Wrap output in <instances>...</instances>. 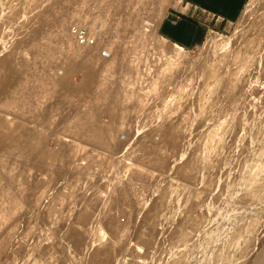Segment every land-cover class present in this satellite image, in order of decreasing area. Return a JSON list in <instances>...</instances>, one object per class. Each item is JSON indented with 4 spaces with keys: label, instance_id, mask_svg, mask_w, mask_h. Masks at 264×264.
Listing matches in <instances>:
<instances>
[{
    "label": "rangeland",
    "instance_id": "obj_1",
    "mask_svg": "<svg viewBox=\"0 0 264 264\" xmlns=\"http://www.w3.org/2000/svg\"><path fill=\"white\" fill-rule=\"evenodd\" d=\"M171 1L172 0H0V55L5 54V56H0V58L2 57L0 61H9L5 63L2 62L3 64L0 62V79L3 80V78L5 79L10 75V79L11 77L13 78V81H11L15 84L14 85L10 82V85L12 83L13 86L9 85L6 88L8 91H6V89L3 90L4 92L6 91V94L3 93L2 95V92H0V147L2 146L0 150V172H2L0 173V229L2 227L4 228L0 230V236L2 237H0V264H80L81 262V264H98V262L99 264H264L262 258L264 251V0H248L241 17L233 25L228 34L211 35L207 38L205 44L197 49L189 51H183L166 43L158 36L157 31L152 27L159 17L158 13L160 9L164 6L167 9ZM39 10L42 11L40 12ZM32 14L34 18L32 17ZM40 20H43V23ZM84 21H87V23L94 28L88 29L90 35L95 32L96 34L103 35L107 42L103 40L98 41L103 48L106 50H113L114 52L116 51L110 59L106 60L107 62L104 64L103 69L99 71L93 66V64H91L93 61L91 62L92 57L90 60L89 56L93 55V53L90 51L89 53L83 52L84 54L82 53V55L87 54V57H89V61L91 62L89 64L94 67L92 68V66L89 65V68L87 69L89 70V76L87 75L85 78L84 76H86L87 73L86 70L75 69L74 67L69 71L68 68L65 70L62 67L64 65L67 67L68 63L69 68H71V64L73 65L76 64L77 61H82V56H80V58L75 56L76 49L70 41L71 36L68 27L72 23L86 24ZM44 22H46V25ZM149 41L163 60L167 59L172 62L177 61L184 65H182V67L178 66L179 68L176 67V69L174 68L170 72L168 70H158L157 72V65L160 63L158 60L159 55L157 56L154 53L150 44L147 45ZM25 45L28 48H26ZM133 47H135V49ZM233 51L234 53L236 52L234 60ZM222 52L225 53L224 56L222 55ZM66 54L69 55V58ZM225 55H227V57ZM236 55L238 59L236 58ZM222 56L226 59L224 58V60ZM23 57L25 58L23 59ZM70 57L73 63H71ZM72 57L74 61H76L75 63ZM220 58L222 60H220ZM239 58L241 61H239ZM84 60L85 59H83V61ZM157 60L159 62H157ZM64 61L66 64H62ZM227 61L230 64H228ZM241 62L244 63V66ZM226 63L228 65H226ZM5 64H8V66H5ZM90 66L92 69H90ZM140 66L143 68H140ZM7 67H10V69L8 68L7 70ZM13 67L14 69L11 72ZM230 67L235 69V71L233 69L231 70ZM249 67L251 69L248 71L247 69ZM3 68H6V71H4ZM124 68L126 69L124 70ZM62 69L64 71H62ZM93 69L96 71L94 72ZM14 71L17 76L14 75ZM62 72H65L66 74ZM81 72H83V75ZM163 73H165L164 76ZM230 73L233 75H230ZM64 74L65 76H62ZM181 74L183 78L185 77L184 79L181 78ZM205 74L206 79L204 78ZM212 74L215 77H212ZM13 75L15 77H13ZM217 75H219L218 77L221 76V79L216 77ZM94 76H96V78H91ZM140 77L142 78L141 81L139 80ZM145 77L147 78L145 79ZM124 78L128 81H125ZM155 78H157V80ZM55 79L59 81H55ZM87 79H90L91 81H88ZM154 79L155 81L152 83V80ZM213 79H215L216 82ZM216 79L220 80L221 83ZM206 80H208V83ZM61 81L62 83L65 82L64 87L61 85ZM95 81H97L96 84ZM192 81L194 84H192ZM228 81L230 82L227 83ZM84 82L90 86L86 85ZM91 82L93 84H91ZM125 82H128L129 86L128 83L126 85ZM178 82L180 83V86L178 85ZM121 83H123V85ZM159 84L162 85L160 86ZM67 85L71 86L69 89H72V87L75 86V90H73L74 88L72 91L66 89ZM125 86L129 89H126ZM211 87H213V89ZM141 88L143 90H139ZM233 88H235V90H233ZM201 89L203 91H201ZM227 90H229V92ZM73 91H76L75 94ZM202 92H204L205 95L202 94ZM122 93L124 97L122 96ZM228 93L230 95H228ZM134 95L135 97H133ZM148 95L150 96L148 97ZM194 95L196 98H194ZM224 95L226 97H224ZM220 97H223L224 99L222 98L221 101ZM146 98L149 101H147ZM213 100H216V103ZM133 101L137 103L140 102V104L138 103L137 105V103H134ZM149 102L153 103L150 105ZM155 102H157V104ZM125 103H131L132 105L129 104L130 106H128L125 105ZM230 103L232 106H229ZM93 105H95V107ZM156 105L158 106L155 109ZM203 105L204 108H201ZM233 105H235L236 108ZM104 107V110L107 111L102 109ZM107 107L111 110L109 111L110 114L112 113L111 117L107 113ZM122 109L125 110V112ZM143 109H146V111ZM151 109L153 110L152 112ZM197 109L198 111L203 112V114L200 112L197 113ZM102 110L104 113H102ZM113 111L117 112V114L115 112L116 117ZM218 111L221 113H218ZM158 113H160V115ZM214 113L217 114L215 117V120L217 121L214 120ZM227 113H229L228 115L230 118L227 116ZM195 114H201L199 116L200 120L199 118L197 120L198 116L196 117ZM220 114L225 115L221 116ZM233 114H236L237 116ZM156 116L158 118H156ZM94 117L95 121L93 119ZM194 117L196 118L194 119ZM201 117L203 120L205 119V122ZM114 118L117 119L115 120ZM222 118L225 120H222ZM228 119L231 120L229 121ZM117 120L118 123H116ZM195 120H197L196 123ZM50 121L51 123H49ZM26 122L28 123L26 124ZM96 122L98 125H96ZM220 122L221 124H217ZM233 122L235 126L232 124ZM110 123L112 124L110 125ZM159 123H161L163 127L160 125L158 126ZM102 125L106 127L104 128ZM113 126L116 127L114 128ZM223 126L226 127L223 128ZM152 127L155 129V131L153 129L154 132L151 131ZM227 127L228 129H226ZM101 128L104 129L102 130ZM165 128L167 129L166 131ZM93 129L96 131L102 130L101 132H103V134L105 132L103 135V142L92 140L90 134ZM132 130L136 132L132 133ZM192 130L195 131L196 134H194L195 132ZM230 130H232V132ZM138 132L140 133L139 135H137ZM150 132H152V135ZM144 134L145 136H143ZM36 135L39 137H35ZM24 136L26 137L24 138ZM230 136L233 137L231 138ZM182 137H184L183 140ZM204 137H208V140ZM36 138H39L40 140H37ZM120 138L122 139L120 140ZM150 138H153V140ZM177 138L179 142L177 141ZM62 139H65V141H62ZM60 140L64 143H62L63 145ZM181 140L185 142L182 143ZM189 140L191 142L190 144ZM218 140L222 143L221 145L220 143H217ZM17 141H19L20 144L19 142L17 143ZM23 142L28 145H23ZM42 143L45 144V146ZM129 143L132 146L129 145ZM208 144L210 145L209 147L211 150L208 147ZM34 145H36L35 148ZM120 145L123 147L122 149ZM190 145H194V148ZM22 146H25L26 148H22ZM28 147H31L32 149ZM180 147L182 150H179ZM112 148H114L115 151ZM133 148H135V150ZM21 149L24 150L25 154L27 153L28 156L24 153L23 156ZM116 149L117 151H122L116 153ZM185 149H187L186 153L188 154L185 153ZM199 150L200 152H198ZM215 150H217V155ZM49 151H51V154L47 153ZM191 151L194 152L191 154ZM28 152L30 154L33 152V155H29ZM123 152L124 154H122ZM4 153L8 155L5 156ZM119 153H121V155H118ZM48 154L52 158L49 157ZM183 154L187 156H183L186 158H184L185 160L182 157ZM14 155L17 156L15 157ZM19 156L22 157L20 158ZM25 156L27 158H24ZM44 156H47V159H45ZM18 157L20 160H24L22 161V164H20L21 161ZM34 158H36V160ZM211 158L213 161H211ZM214 158L217 159L215 160ZM13 159L15 160L14 163L16 165L12 162ZM39 160H41L40 162L45 166L40 163ZM162 160H164L166 165ZM207 160L208 162H206ZM204 162L207 164H204ZM211 162L213 164H211ZM198 164L199 167L197 166ZM180 166L183 167V171L180 170ZM58 167L61 168V170H58ZM27 168L28 171L24 172ZM165 168L170 171H165ZM64 172L65 174H63ZM158 172L160 173L158 174ZM175 172L178 174L181 173L178 176ZM208 173H210V176ZM35 175H37V177ZM97 175L98 177H96ZM104 176L106 178H104ZM155 177L156 180L158 179L157 181L155 180ZM203 177H205L206 181ZM180 178L181 180H179ZM187 179H190L192 182H187L189 181ZM197 179H200L202 183ZM213 179L216 181H212ZM117 182H119L120 185L117 184ZM212 182L215 183L211 184ZM200 184L202 186H200ZM125 186L126 188H124ZM178 188H182L181 191ZM163 189L164 192H162ZM190 189L192 190L190 191ZM168 194L169 197L167 196ZM67 197L68 200L65 201ZM176 198L178 200H176ZM152 199L154 200L152 201ZM160 200L161 202H159ZM146 201L148 202L146 203ZM173 204L175 206L172 207ZM148 207L151 208L149 209ZM80 209H83V212H81ZM168 209H170V211ZM65 211L67 212L65 213ZM171 211L174 214H171ZM28 213L30 216H28ZM137 214L138 216H136ZM151 216H153L152 218L154 220ZM148 218H151L152 222L148 220ZM78 223L79 225H75ZM47 225H49V227ZM91 225L94 229L90 228ZM147 225L149 226L148 228L146 227ZM96 228L99 229L97 230ZM53 229L56 230L54 231ZM168 230L170 231L168 232ZM90 231L94 233L91 234L89 233ZM149 231L151 233H149ZM95 232H98V234ZM93 234L96 235L93 237ZM156 234L160 235L157 236ZM127 237L128 239L126 240ZM149 237L152 238V241ZM104 238H106V244ZM144 241L146 243H144ZM40 242L41 244H39ZM99 242L101 243L99 245L102 247H99ZM56 248H59V250L57 251ZM101 251L105 254V257H103L104 255ZM61 252H63V256L65 255L64 257L60 256ZM43 254L44 256L42 257ZM111 254L112 257L110 256ZM91 255L94 259L91 258ZM121 255H123V258ZM38 260H40V262Z\"/></svg>",
    "mask_w": 264,
    "mask_h": 264
},
{
    "label": "bare ground",
    "instance_id": "obj_2",
    "mask_svg": "<svg viewBox=\"0 0 264 264\" xmlns=\"http://www.w3.org/2000/svg\"><path fill=\"white\" fill-rule=\"evenodd\" d=\"M84 1H85V0H84ZM53 2H54V1H53ZM135 2H136V1H135ZM140 2H141V1H140ZM135 4H136V3H135ZM63 7H64V6H63ZM43 9H44V8H43ZM49 9H50V8H49ZM52 9H53V8H52ZM106 9H107V8H106ZM47 10H48V9H47ZM68 10H69V9H68ZM39 11H40V10H39ZM39 11H38V12H39ZM41 11H42V10H41ZM41 11H40V12H41ZM43 11H44V10H43ZM47 12H48V11H47ZM138 12H139V11H138ZM165 12H166V7L164 6V7H162V8L160 9V11H159V13H158V16H159V17L157 18L156 22L152 25V27L154 28L155 31H157L158 24H159L160 20L162 19L163 15L165 14ZM94 13H95V12H94ZM34 14H35V13H34ZM45 14H46V13H45ZM159 14H160V15H159ZM38 15H39V14H38ZM50 15H51V14H50ZM50 15H49V16H50ZM107 15H108V14H107ZM53 16H54V15H53ZM121 16H122V15H121ZM121 16H120V17H121ZM32 17L34 18L33 14H32ZM86 17H87V16H86ZM39 18H40V17H39ZM42 18H43V15H42ZM57 18H58V17H57ZM45 19H46V18H45ZM45 19H44V20H45ZM54 19H55V18H54ZM154 19H155V17H154ZM32 20H33V19H32ZM32 20H31V21H32ZM47 20H48V19H47ZM47 20H46V21H47ZM114 20H115V19H114ZM117 20H118V17H117ZM120 20H121V18H120ZM31 21H30V22H31ZM40 21H41V20H40ZM42 21H43V20H42ZM42 21H41V22H42ZM53 21H54V20H53ZM135 21H136V20H135ZM84 22L87 24V26H88L90 29H94L93 27H91V25H89V24L87 23V21H84ZM118 22H119V20H118ZM121 22H122V21H121ZM35 23H36V22H35ZM42 23H43V22H42ZM44 23H45V25H46V22H44ZM40 26H41V25H40ZM49 26H50V25H49ZM125 26H126V25H125ZM34 27H35V26H34ZM38 27H39V26H38ZM147 27H148V26H147ZM39 28H40V27H39ZM60 28H61V27H60ZM60 28H58V29H60ZM148 28H149V27H148ZM148 28H147V29H148ZM65 29H66V28H65ZM30 30H31V29H30ZM61 30H62V29H61ZM152 30H153V29H152ZM34 31H35V30H34ZM134 31H135V29H134ZM134 31H133V32H134ZM55 32H56V31H55ZM145 32H146V28H145ZM134 33H135V32H134ZM138 33H139V32H138ZM135 34H137V33H135ZM144 34H145V33H144ZM95 35H96V32H95V33H92V35H90V37H94V38H95ZM140 35H141V34H140ZM140 35H139V36H140ZM70 36H71V35H70ZM121 36H122V35H121ZM119 38H120V37H119ZM144 38H145V37H144ZM147 38H148V37H147ZM147 38H146V40H147ZM29 39H30V38H29ZM42 39H43V38H42ZM42 39H41V40H42ZM148 39H149V38H148ZM63 40H64V39H63ZM28 41H30V40H28ZM42 41H43V40H42ZM68 41H69V40H68ZM70 41H71L72 45H74V47H75V49H76V50H75V51H76V52H75V56H76V57H79V58H80V56H82V58H81L82 61H81V62H80V61H77V62H76V61H74V59H73V57H72L74 63L76 62V64H73V65L71 64V66H72L71 68H69V64H68V63H67V65H68L67 67H65V65L62 66L63 69L66 70V68H68L69 71H70V69H72V68L75 67V69H80V70L82 69V70H84V71L86 70L87 73H88L89 70H87V69L89 68V65H91V64H93V66L99 71V70L103 69L104 64L107 62L106 60L110 59V58L112 57L113 53L116 52V51L114 52L113 50H108V51H109L108 56H107V57H102V56H101V52H102L103 50H106V49L103 48V47L101 46V44H99L98 40H96V44H95V46H93V47H80V46H77V45L75 44V42H73V40L71 39V37H70ZM138 41H139V38H138ZM128 42H130V41H128ZM41 43H42V42H41ZM148 44H150V46H151L152 49L154 50V53L158 56L159 54H158V52H156L157 50L154 49L152 43H150V41H149V43H147V45H148ZM1 45H2V44H1ZM145 45H146V44H145ZM45 46H46V45H45ZM207 46H208V44H207ZM25 47H26V45H25ZM143 47H144V46H143ZM143 47H142V48H143ZM145 47H146V46H145ZM26 48H28V47H26ZM133 48L135 49V47H133ZM147 48H148V46H147ZM206 48H207V47H206ZM40 49H41V48H40ZM145 49H146V48H145ZM149 49H150V47H149ZM225 49H226V48H225ZM3 50H4V48H3ZM10 50H11V49H10ZM10 50H8V51H10ZM27 50H28V49H27ZM28 51H29V50H28ZM56 51H57V50H56ZM63 51H64V50H63ZM68 51H69V50H68ZM89 51H90L91 53H93V55H90V56H89V57H90V60H91V57H92V60H91V62L93 61L92 63L89 61V57H87V54L82 55L83 52H87V53H89ZM134 51H135V50H134ZM221 51H222V50H221ZM15 52H16V51H15ZM38 52H39V51H38ZM65 52H66V51H65ZM124 52H125V51H124ZM129 52H130V51H129ZM144 52H145V51H144ZM151 52H152V51H151ZM231 52H232V51H231ZM6 53H7V52H6ZM21 53H23V52H21ZM39 53H40V52H39ZM137 53H138V52H137ZM137 53H136V54H137ZM146 53H147V52H146ZM222 53H223L222 55L224 56L225 53H224V52H222ZM229 53H230V52H229ZM67 54H68V52H67ZM67 54H66V55H67ZM83 54H84V53H83ZM144 54H145V53H144ZM148 54H150V53H148ZM208 54H210V53H208ZM233 54H234V55H233ZM233 54H232V55L234 56V57H233V60H234L236 52L234 53V51H233ZM23 55H24V54H23ZM39 55H40V54H39ZM116 55H117V54H116ZM118 55H119V54H118ZM123 55H124V53H123ZM133 55H134V54H133ZM0 56H5V54H4V55L1 54ZM14 56H15V55H14ZM21 56H22V55H21ZM21 56H20V57H21ZM59 56H60V55H59ZM64 56H65V55H64ZM67 56H68V58H69V55H67ZM203 56H204V55H203ZM213 56H214V55H213ZM223 56H222V57H223ZM225 56L227 57V55H225ZM15 57H16V56H15ZM44 57H45V56H44ZM136 57H137V56H136ZM155 57H156V56H155ZM207 57H208V56H207ZM230 57H232V56H230ZM230 57H229V58H230ZM240 57H241V56H240ZM1 58H2V57H1ZM1 58H0V59H1ZM5 58H7V57H5ZM8 58H9V57H8ZM12 58H13V56H12ZM17 58H19V57H17ZM24 58H25V57H23V59H24ZM122 58H123V57H122ZM143 58H144V56H143ZM215 58H216V57H215ZM224 58H225V57H223V59H224ZM236 58H237V55H236ZM242 58H243V57H242ZM3 59H4V57H3ZM13 59H14V58H13ZM13 59H12V60H13ZM27 59H28V58H27ZM61 59H62V58H61ZM64 59H65V58H64ZM66 59H67V57H66ZM83 59H85V60L83 61ZM130 59H131V58H130ZM137 59H139V58H137ZM149 59H150V57H149ZM149 59H148V60H149ZM212 59H213V58H212ZM212 59H211V60H212ZM225 59H226V58H225ZM225 59H224V60H225ZM230 59H231V58H230ZM237 59H238V58H237ZM247 59H248V58H247ZM20 60H21V59H20ZM46 60H47V59H46ZM70 60H71V57H70ZM158 60L160 61V63H159V65H157V72H158V70H160V71H162V70H168V71L170 72L172 69H174V68L176 69V67H178V66H181V67H182V65H184V64H182L181 62H177V61L172 62V61H168L167 59H164V60H163V59L161 58L160 55L158 56ZM158 60H157V62H159ZM205 60H206V59H205ZM205 60H203V61H205ZM209 60H210V59H209ZM220 60H222V59L220 58ZM227 60H228V59H227ZM249 60H250V59H249ZM23 61H24V60H23ZM23 61H22V62H23ZM61 61H62V60H61ZM67 61H68V60H67ZM134 61H135V59H134ZM145 61H146V59H145ZM198 61H199V60H198ZM215 61H216V60H215ZM237 61H238V60H237ZM239 61H241L240 58H239ZM243 61H244V60H243ZM0 62H1V64H3L2 62L5 63V62H9V61H8V60H5V61H0ZM11 62H13V61H11ZM58 62H59V60H58ZM136 62H137V61H136ZM146 62H147V61H146ZM146 62H145V63H146ZM247 62H248V61H247ZM249 62H250V61H249ZM14 63H15V62H14ZM14 63H13V64H14ZM35 63H36V62H35ZM63 63L66 64L65 61L62 62V64H63ZM69 63H70V62H69ZM71 63H73L72 60H71ZM89 63H91V64H89ZM128 63H129V61H128ZM128 63H127V65H128ZM130 63H131V62H130ZM199 63H200V62H199ZM205 63H206V62H205ZM216 63H217V62H216ZM220 63H221V61H220ZM220 63H219V64H220ZM227 63L230 64L228 61H227ZM227 63H226V65H228ZM237 63H238V62H237ZM241 63H242V62H241ZM1 64H0V65H1ZM8 64H10V63H8ZM8 64H5V66H6V65L8 66ZM20 64H21V63H20ZM25 64H26V63H25ZM56 64H57V63H56ZM56 64H55V66H56ZM60 64H61V62H60ZM62 64H61V65H62ZM157 64H158V63H157ZM202 64H203V63H202ZM231 64H232V63H231ZM242 64H243V66H244V63H242ZM245 64H246V59H245ZM250 64H251V63H250ZM10 65H11V64H10ZM16 65H17V64H16ZM16 65H15V66H16ZM23 65H24V64H23ZM35 65H36V64H35ZM38 65H39V64H38ZM58 65H59V64H58ZM186 65H187V64H186ZM195 65H196V64H195ZM198 65H199V64H198ZM203 65H204V64H203ZM223 65H224V64H223ZM226 65H224V66H226ZM5 66H2V67H5ZM13 66H14V65H13ZM17 66H18V65H17ZM91 66H92V65H91ZM91 66H90V69L94 68L93 66H92V68H91ZM123 66H124V65H123ZM133 66H134V65H133ZM136 66H137V65H136ZM188 66H189V65H188ZM188 66H187V67H188ZM190 66H192V65H190ZM216 66H217V65H216ZM219 66H220V65H219ZM221 66H222V64H221ZM240 66H241V65H240ZM245 66H246V65H245ZM251 66H252V64H251ZM130 67H132V66H130ZM231 67H233V66H231ZM231 67H230V69L232 70L233 68H231ZM8 68L10 69V67H7V70H8ZM23 68H25V67H23ZM34 68H35V67H34ZM60 68H61V67H60ZM140 68H143V67L140 66ZM147 68H148V66H147ZM147 68H146V69H147ZM178 68H179V67H178ZM178 68H177V69H178ZM188 68H189V67H188ZM192 68H193V67H192ZM194 68H195V67H194ZM210 68H212V67H210ZM216 68H217V67H216ZM220 68H221V67H220ZM222 68H223V66H222ZM234 68H235V66H234ZM242 68H243V67H242ZM244 68H246V67H244ZM0 69H1V66H0ZM3 69H4V68H3ZM5 69H6V68H5ZM5 69H4V71H6ZM13 69H14V67L12 68L11 72L13 71ZM18 69H20V68H18ZM18 69H15V70H18ZM63 69H62V71H64ZM125 69H126V68H124V70H125ZM195 69H196V68H195ZM227 69H228V67H227ZM230 69H229V70H230ZM250 69H251V68L249 67L247 70L249 71ZM57 70H59V69H57ZM130 70H131V69H130ZM187 70H188V69H187ZM202 70H203V69H202ZM214 70H215V69H214ZM222 70H223V69H222ZM233 70L235 71V69H233ZM236 70H237V69H236ZM244 70H245V69H244ZM21 71H23V70H21ZM29 71H30V69H29ZM29 71H28V73H29ZM46 71H47V69H46ZM59 71H60V70H59ZM59 71H58V72H59ZM78 71H79V70H78ZM93 71L95 72L96 70L93 69ZM93 71H91V72H93ZM135 71H136V70H135ZM135 71H134V73H135ZM145 71H147V70H145ZM177 71H178V70H177ZM185 71H186V70H185ZM198 71H199V70H198ZM206 71H207V69H206ZM219 71H220V69H219ZM240 71H241V70H240ZM11 72H9V73L12 74ZM65 72H66V71H65ZM65 72H62V73H65ZM79 72H80V71H79ZM153 72H154V71H153ZM173 72H174V71H173ZM187 72H188V71H187ZM202 72H204V71H202ZM213 72H214V71H213ZM226 72H227V71H226ZM229 72H231V71H229ZM238 72H239V71H238ZM245 72H246V71H245ZM251 72H252V71H251ZM253 72H254V71H253ZM9 73H7V74H9ZM20 73H21V72H20ZM70 73H71V72H70ZM84 73H86V72H84ZM87 73H86V76H84V78L87 77V75L89 76V73H88V74H87ZM116 73H117V72H116ZM122 73H123V72H122ZM125 73H126V71H125ZM131 73H132V72H131ZM142 73H143V72H142ZM160 73H161V72H160ZM165 73H166V72H165ZM165 73H163V76H164ZM176 73H178V72H176ZM179 73H180V72H179ZM196 73H197V72H196ZM221 73H222V72H221ZM223 73H224V72H223ZM243 73H244V72H243ZM15 74H16V72L14 71V75H15ZM17 74H18V73H17ZM24 74H25V73H24ZM47 74H48V72H47ZM65 74H66V73H65ZM65 74L62 75V76H65ZM81 74L83 75V72H81ZM93 74H94V73H93ZM103 74H104V73H103ZM127 74H128V72H127ZM136 74H137V73H136ZM140 74H141V73H140ZM148 74H149V73H148ZM148 74H147V75H148ZM155 74H156V73H155ZM161 74H162V73H161ZM199 74H200V73H199ZM208 74H209V71H208ZM208 74H207V75H208ZM210 74H211V72H210ZM219 74H220V72H219ZM228 74H229V73H228ZM231 74H232V73H230V75H231ZM3 75H4V74H3ZM14 75H13V77L17 76V75H15V76H14ZM28 75H29V74H28ZM55 75H56V74H55ZM57 75H58V74H57ZM59 75H60V74H59ZM90 75H91V74H90ZM96 75H97V74H96ZM138 75H139V74H138ZM143 75H144V74H143ZM158 75H159V74H158ZM167 75H168V74H167ZM222 75H223V74H222ZM232 75H233V74H232ZM249 75H250V74H249ZM251 75H252V74H251ZM9 76H10V75H8V77H6V74H5V77H6V78H5V79L3 78V80L0 79V80H1V81H0V90H1L0 92H2V95H3V93H5L6 91H8L6 88L10 85V82L13 81V80H12L13 78L11 77V79H10ZM62 76H61V77H62ZM66 76H67V75H66ZM69 76H70V74H69ZM124 76H125V75H124ZM153 76H154V74H153ZM153 76H152V77H153ZM159 76H160V75H159ZM159 76H158V77H159ZM161 76H162V75H161ZM163 76H162V77H163ZM169 76H170V75H169ZM171 76H172V75H171ZM174 76H175V75H174ZM177 76H178V75H177ZM177 76H176V77H177ZM180 76H182V74H181ZM185 76H186V75H185ZM209 76H211V75H209ZM209 76H207V77H209ZM213 76H214V75L212 74V77H213ZM218 76H219V75H217L216 77H218ZM235 76H236V74H235ZM239 76H240V75H239ZM0 77H1V76H0ZM126 77H128V76H126ZM132 77H133V76H132ZM141 77H142V75H141ZM141 77H140V79H139L140 81H141L142 78H143V77H142V78H141ZM152 77H151V78H152ZM178 77H179V76H178ZM187 77H188V76H187ZM193 77H194V76H193ZM197 77H198V76H197ZM199 77H200V76H199ZM214 77H215V76H214ZM220 77H221V76H220ZM220 77H218V78L221 79ZM225 77H226V74H225ZM229 77H230V76H229ZM229 77H227V78H229ZM237 77H238V75H237ZM242 77H243V75H242ZM17 78H18V77H17ZM55 78H56V76H55ZM62 78H63V77H62ZM66 78H67V77H66ZM88 78H89V77H88ZM91 78H96V76L91 77ZM91 78H90V79H91ZM128 78H129V77H128ZM137 78H138V77H137ZM146 78H147V77H145V79H146ZM167 78H168V77H167ZM167 78H166V79H167ZM181 78L184 79L185 77L183 78V76H182ZM204 78L206 79V74H205V77H204ZM223 78H224V76H223ZM227 78H226V79H227ZM58 79H59V78H58ZM90 79H87V80L89 81ZM98 79H99V78H98ZM124 79H125V78H124ZM129 79H130V78H129ZM135 79H136V78H135ZM155 79L157 80V78H155ZM155 79L152 80V83L155 81ZM196 79H197V78H196ZM209 79H211V78L209 77ZM239 79H240V78H239ZM239 79H238V80H239ZM11 80H12V81H11ZM15 80H16V79H15ZM15 80H14V81H15ZM29 80H30V79H29ZM61 80H62V79H61ZM85 80H86V79H85ZM94 80H96V79H94ZM126 80H127V79H125V81H126ZM131 80H132V79H131ZM158 80H159V79H158ZM170 80H171V79H170ZM177 80H178V79H177ZM190 80H191V77H190ZM199 80H200V79H199ZM213 80L215 81V79H213ZM216 80H218V79H216ZM55 81H59V80H56V79H55ZM65 81H67V80H65ZM90 81H91V80H90ZM98 81H99V80H98ZM110 81H111V80H110ZM127 81H128V80H127ZM136 81H137V80H136ZM182 81H183V80H182ZM204 81H205V80H204ZM207 81H208V80H206V82H207ZM219 81H220V80H218V82H219ZM233 81H234V78H233ZM233 81H232V82H233ZM15 82H16V81H15ZM85 82H87V81H85ZM85 82H84V83H85ZM96 82H97V81H95V84H96ZM116 82H117V81H116ZM120 82H121V81H120ZM122 82H123V81H122ZM131 82H132V81H131ZM166 82H167V81H166ZM168 82H169V81H168ZM180 82H181V81H180ZM198 82H199V81H198ZM206 82H205V83H206ZM215 82H216V81H215ZM229 82H230V81H228L227 83H229ZM232 82H231V84H232ZM12 83H13V82H12ZM12 83H11V85H12ZM60 83H61V85H62L63 87L65 86V82L62 83V81H61ZM87 83H88V82H87ZM89 83H90V82H89ZM125 83H126V82H125ZM125 83H124V84H125ZM127 83H128V82H127ZM127 83H126V85H127ZM137 83H139V82H137ZM161 83H162V82H161ZM185 83H186V82H185ZM203 83H204V82H203ZM207 83H208V82H207ZM220 83H221V81H220ZM13 84H14V83H13ZM85 84H86V83H85ZM85 84H84V85H85ZM91 84H93V83L91 82ZM121 84L123 85V83H121ZM132 84H135V83H132ZM157 84H158V83H157ZM179 84H180V83L178 82V85H179ZM192 84H194L193 81H192ZM211 84H212V83H211ZM214 84H215V83H214ZM224 84H225V83H224ZM236 84H237V83H236ZM11 85H10V86H11ZM14 85H15V84H14ZM57 85H58V84H57ZM84 85H82V86H84ZM86 85H88V84H86ZM159 85H160V84H159ZM161 85H162V84H161ZM161 85H160V86H161ZM195 85H196V84H195ZM206 85H207V84H206ZM209 85H210V84H209ZM217 85H218V83H217ZM221 85H222V84H221ZM221 85H220V86H221ZM12 86H13V85H12ZM46 86H47V85H46ZM46 86H45V87H46ZM59 86H60V85H59ZM88 86H90V85H88ZM88 86H87V87H88ZM128 86H129V83H128ZM179 86H180V85H179ZM179 86H178V87H179ZM183 86H184V85H183ZM188 86H189V85H188ZM213 86H214V85H213ZM63 87H62V88H63ZM69 87H71V86H70V85H69V86L67 85V88H66V89H69ZM74 87H75V86H73L72 89H73ZM91 87H94V86H91ZM91 87H89V88H91ZM125 87H126V86H125ZM190 87H191V86H190ZM195 87H196V86H195ZM214 87H215V86H214ZM234 87H235V86H234ZM9 88H10V87H9ZM11 88H12V87H11ZM102 88H103V87H102ZM158 88H159V87H158ZM174 88H175V87H174ZM182 88H183V87H182ZM199 88H200V87H199ZM208 88H209V87H208ZM211 88L213 89V87H211ZM235 88H236V87H235ZM235 88H233V90H235ZM5 89H6V91L4 92L3 90H5ZM72 89L70 88L69 90L72 91ZM82 89H83V88H82ZM120 89H121V88H120ZM126 89H129V88L126 87ZM145 89H146V88H145ZM175 89H176V88H175ZM177 89H179V88H177ZM190 89H191V88H190ZM196 89H197V88H196ZM196 89H195V91H196ZM209 89H210V88H209ZM217 89H218V88H217ZM223 89H224V88H223ZM226 89H227V88H226ZM238 89H239V88H238ZM64 90H65V89H64ZM73 90H75V88H74ZM80 90H81V88H80ZM80 90H79V91H80ZM89 90H90V89H89ZM100 90H101V89H100ZM121 90H123V89H121ZM139 90H143V89L141 88V89H139ZM149 90H150V89H149ZM149 90H148V91H149ZM197 90H198V89H197ZM207 90H208V89H207ZM214 90H215V88H214ZM219 90H220V89H219ZM230 90H231V89H230ZM67 91H68V90H67ZM83 91H84V89H83ZM126 91H128V90H126ZM175 91H176V90H175ZM180 91H182V90H180ZM195 91H194V92H195ZM199 91H200V90H199ZM201 91H203V90L201 89ZM227 91L229 92V90H227ZM73 92H74V91H73ZM73 92H72V93H73ZM75 92H76V91H75ZM75 92H74V94H75ZM85 92H86V90H85ZM100 92H101V91H100ZM124 92H125V91H124ZM124 92H123V93H124ZM139 92H140V91H139ZM177 92H178V91H177ZM205 92H206V91H205ZM207 92H208V91H207ZM216 92H217V91H216ZM219 92H220V91H219ZM223 92H225V91H223ZM223 92H222V93H223ZM230 92H231V91H230ZM72 93H71V94H72ZM77 93H78V89H77ZM79 93H80V92H79ZM88 93H89V92H88ZM123 93H122V96H123ZM180 93H181V92H180ZM182 93H183V92H182ZM196 93H197V92H196ZM196 93H195V94H196ZM199 93H200V92H199ZM208 93H209V92H208ZM208 93H207V94H208ZM225 93H226V92H225ZM0 94H1V93H0ZM5 94H6V93H5ZM133 94H134V93H133ZM133 94H132V95H133ZM135 94H136V93H135ZM137 94H138V93H137ZM147 94H149V93H147ZM202 94H204V92H202ZM211 94H214V93H211ZM215 94H216V93H215ZM217 94H218V93H217ZM233 94H234V92H233ZM233 94H232V95H233ZM104 95H105V94H104ZM104 95H103V96H104ZM140 95H141V94H140ZM185 95H186V94H185ZM190 95H191V94H190ZM204 95H205V94H204ZM222 95H223V94H222ZM226 95H227V94H226ZM228 95H230V94L228 93ZM106 96H107V95H106ZM125 96H126V94H125ZM137 96H138V95H137ZM149 96H150V95H148V97H149ZM155 96H156V95H155ZM194 96H195V95H194ZM200 96H201V95H200ZM200 96H199V97H200ZM211 96H212V95H211ZM214 96H216V95H214ZM91 97H92V96H91ZM101 97H102V96H101ZM123 97H124V96H123ZM133 97H135V95H134ZM140 97H141V96H140ZM143 97H145V96H143ZM184 97H185V96H184ZM192 97H193V96H192ZM208 97H209V96H208ZM224 97H226V96L224 95ZM230 97H231V96H230ZM89 98H90V97H89ZM113 98H114V97H113ZM126 98H127V97H126ZM129 98H130V97H129ZM141 98H142V97H141ZM178 98H179V97H178ZM181 98H182V97H181ZM181 98H180V99H181ZM194 98H196V96H195ZM206 98H207V97H206ZM220 98H221V97H220ZM222 98H223V97H222ZM222 98H221V101H222ZM234 98H238V97H234ZM234 98H232V99H234ZM102 99H104V98H102ZM120 99H121V98H120ZM134 99H135V98H134ZM136 99H137V98H136ZM146 99H147V98H146ZM198 99H199V98H198ZM201 99H202V98H201ZM204 99H205V98H204ZM213 99H215V98H213ZM223 99H224V98H223ZM178 100H179V99H178ZM216 100H217V99H216ZM216 100H213V101H215V103H216ZM62 101H63V100H62ZM62 101H61V102H62ZM114 101H115V100H114ZM125 101H126V99H125ZM125 101H124V102H125ZM147 101H149V100L147 99ZM150 101H151V100H150ZM198 101H199V100H198ZM218 101H219V100H218ZM230 101H231V100H230ZM230 101H229V102H230ZM236 101H237V99H236ZM236 101H235V102H236ZM126 102H127V101H126ZM133 102H134V101H133ZM199 102H200V101H199ZM205 102H206V101H205ZM231 102H232V101H231ZM92 103H93V102H92ZM134 103H137V102H134ZM138 103L140 104V102H138ZM138 103H137V105H138ZM152 103H153V102H149L150 105H151ZM155 103L157 104V102H155ZM177 103H178V101H177ZM196 103H197V102H196ZM209 103H210V102H209ZM237 103H238V102H237ZM239 103H240V102H239ZM48 104H49V103H48ZM62 104H63V103H62ZM105 104H106V103H105ZM129 104H131V103H129ZM129 104H126V103H125V105L130 106ZM142 104H143V103H142ZM149 104H148V105H149ZM202 104H203V103H202ZM207 104H208V102H207ZM212 104H213V103H212ZM232 104H233V102H232ZM232 104L230 103L229 106H232ZM131 105H132V104H131ZM134 105H136V104H134ZM154 105H155V104H154ZM192 105H193V103H192ZM208 105H209V104H208ZM208 105H207V106H208ZM221 105H222V104H221ZM93 106L95 107V105H93ZM100 106H101V105H100ZM103 106H104V105H103ZM157 106H158V105H156L155 109L157 108ZM168 106H169V105H168ZM210 106H211V105H210ZM233 106H235V105H233ZM150 107H152V106H150ZM169 107H170V106H169ZM199 107H200V106H199ZM227 107H228V106H227ZM238 107H239V106H238ZM46 108H47V107H46ZM108 108H109V107H107V109H108ZM201 108H204V105H203V107L201 106ZM201 108H200V109H201ZM211 108H212V107H211ZM233 108H234V107H233ZM235 108H236V106H235ZM98 109H99V108H98ZM102 109L104 110L105 107L102 108ZM109 109H110V108H109ZM109 109H108V112H107V113H108L109 116L111 117V114H112V113H111V114L109 113V111H111V110H109ZM132 109H133V108H132ZM153 109H154V108H153ZM168 109H169V108H168ZM191 109H192V107H191ZM198 109H199V108H198ZM198 109L196 110L197 113L200 112V111H198ZM213 109H214V107H213ZM213 109H212V110H213ZM103 110H102V111H103ZM115 110H116V109H115ZM119 110H120V109H119ZM122 110H123V109H122ZM122 110H121V111H122ZM137 110H138V109H137ZM143 110L146 111V109H143ZM202 110H203V109H202ZM202 110H201V111H202ZM208 110H209V109H208ZM214 110H215V109H214ZM217 110H218V109H217ZM229 110H230V108H229ZM236 110H237V109H236ZM236 110H235V112H236ZM96 111H97V109H96ZM102 111H100V112H102ZM104 111H107V110H104ZM104 111H103L102 113H104ZM123 111L125 112V110H123ZM129 111H130V110H129ZM152 111H153V110L151 109V112H152ZM196 111H195V112H196ZM205 111H206V110H205ZM205 111H204V112H205ZM209 111H211V110H209ZM219 111H220V109H219ZM219 111H218V113H221V112H219ZM231 111H232V110H231ZM237 111H238V110H237ZM71 112H72V110H71ZM113 112H114V115H115V117H116L117 112H116V111H113ZM115 112H116V114H115ZM143 112H144V111H143ZM155 112H156V111H155ZM155 112H154V114H155ZM228 112H229V111H228ZM8 113H9V112H8ZM8 113H7V114H8ZM122 113H123V112H122ZM160 113H161V112H160ZM160 113H158V114L160 115ZM164 113H165V112H164ZM171 113H172V112H171ZM200 113L203 114V112H200ZM215 113H216V111H215ZM215 113H214V114H215ZM230 113H231V112H230ZM232 113H233V112H232ZM2 114H3V113H2ZM39 114H40V112H39ZM39 114H38V115H39ZM64 114H65V113H64ZM96 114H97V112H96ZM118 114H119V112H118ZM123 114H124V113H123ZM166 114H167V113H166ZM189 114H190V113H189ZM208 114H209V112H208ZM228 114H229V113H227V116L230 118V116H229ZM106 115H107V114H106ZM114 115H113V116H114ZM141 115H142V114H141ZM195 115H196V114H195ZM200 115H201V114H199V115L197 114V115H196V117L198 116V117H197V120H198V118H199ZM216 115H217V114H215V116L212 115V116L214 117V120H215ZM220 115H221V114H220ZM222 115H225V114H222ZM222 115H221V116H222ZM233 115H236V114H233ZM233 115H232V116H233ZM4 116H5V115H4ZM39 116H40V115H39ZM42 116H43V114H42ZM42 116H41V117H42ZM69 116H70V115H69ZM125 116H126V115H125ZM193 116H194V114H193ZM193 116H192V117H193ZM203 116H204V115H203ZM236 116H237V115H236ZM7 117H8V116H7ZM46 117H47V116H46ZM196 117H194V119H195ZM208 117H209V116H208ZM218 117H219V116H218ZM228 117H227V118H228ZM1 118H2V117H1ZM36 118H37V116H36ZM124 118H125V117H124ZM156 118H158V117L156 116ZM187 118H188V117H187ZM201 118H202V117H201ZM224 118H225V117H224ZM224 118H222V120H223ZM232 118H233V117H232ZM8 119H9V118H8ZM15 119H16V118H15ZM15 119H14V120H15ZM34 119H35V118H34ZM52 119H53V118H52ZM93 119H94V121H95V117H94ZM114 119L116 120L117 118H114ZM162 119H163V118H162ZM239 119H240V118H239ZM47 120H48V118H47ZM110 120H111V119H110ZM115 120H114V121H115ZM128 120H129V119H128ZM130 120H131V119H130ZM141 120H142V118H141ZM197 120H195V123H196ZM199 120H200V118H199ZM202 120H203V118H202ZM220 120H221V119H220ZM224 120H225V119H224ZM228 120L230 121L231 119H228ZM228 120H226V121H228ZM8 121H9V120H8ZM51 121H52V120H51ZM51 121H50L49 123H51ZM96 121H97V120H96ZM98 121H99V120H98ZM125 121H126V120H125ZM157 121H158V119H157ZM157 121H156V122H157ZM203 121L205 122V119H204ZM203 121H202V122H203ZM215 121H217V120H215ZM226 121H225V122H226ZM236 121H237V119H236ZM44 122H45V121H44ZM59 122H60V121H59ZM112 122H113V120H112ZM139 122H140V121H139ZM191 122H192V120H191ZM237 122H238V121H237ZM27 123H28V122H26V124H27ZM38 123H39V122H38ZM42 123H43V122H42ZM45 123H47V122H45ZM61 123H62V122H61ZM114 123H115V122H114ZM116 123H118V120L116 121ZM116 123H115V125H116ZM137 123H138V122H137ZM157 123H158V122H157ZM195 123H194V124H195ZM199 123H200V121H199ZM223 123H224V122H223ZM17 124H18V123H17ZM35 124H36V123H35ZM40 124H41V123H40ZM111 124H112V123H110V125H111ZM121 124H122V123H121ZM164 124H165V123H164ZM212 124H213V122H212ZM214 124H215V123H214ZM217 124H221V122H220V123H217ZM225 124H226V123H225ZM232 124L234 125V122H233ZM235 124H237V123H235ZM59 125H60V124H59ZM96 125H98L97 122H96ZM159 125L162 126L161 123H159L158 126H159ZM18 126H19V124H18ZM102 126H103V125H102ZM102 126H101V127H102ZM118 126H119V125H118ZM125 126H126V125H125ZM141 126H142V125H141ZM190 126H191V124H190ZM194 126H195V125H194ZM198 126H199V125H198ZM214 126H215V125H214ZM214 126H213V127H214ZM234 126H235V125H234ZM15 127H16V126H15ZM47 127H48V126H47ZM68 127H69V126H68ZM103 127H104V126H103ZM105 127H106V126H105ZM105 127H104V128H105ZM109 127H110V126H109ZM113 127L115 128L116 126H113ZM139 127H140V126H139ZM162 127H163V126H162ZM167 127H168V125H167ZM208 127H209V126H208ZM211 127H212V126H211ZM215 127H218V126H215ZM220 127H221V126H220ZM225 127H226V126H225ZM225 127L223 126V128H225ZM229 127H230V126H229ZM29 128H30V127H29ZM38 128H39V127H38ZM45 128H46V125H45ZM48 128H49V127H48ZM99 128H100V127H99ZM99 128H98V129H99ZM104 128H103V129H104ZM110 128H111V127H110ZM125 128H126V127H125ZM125 128H124V131H125ZM144 128H145V127H144ZM186 128H187V127H186ZM198 128H200V127H198ZM218 128H219V127H218ZM218 128H217V129H218ZM101 129H102V128H101ZM103 129H102V130H103ZM121 129H122V128H121ZM121 129H120V130H121ZM127 129H128V128H127ZM151 129H152V130H151ZM151 129H150V130L153 131L154 128L152 127ZM158 129H159V128H158ZM160 129H161V128H160ZM191 129H193V128H191ZM203 129H204V128H203ZM203 129H202V130H203ZM226 129H228V127H227ZM234 129H235V128H234ZM10 130H11V129H10ZM102 130H101V131H102ZM108 130H109V129H108ZM128 130H129V129H128ZM134 130H135V128H134ZM144 130H145V129H144ZM146 130H147V129H146ZM166 130H167V129L165 128V131H166ZM199 130H200V129H199ZM208 130H210V129H208ZM211 130H212V128H211ZM213 130H214V129H213ZM232 130H233V128H232ZM232 130H230V131L232 132ZM11 131H12V130H11ZM41 131H42V129H41ZM43 131H44V130H43ZM50 131H51V130H50ZM52 131H53V130H52ZM57 131H58V130H57ZM101 131H99V130L96 131L95 129H93V130H92V133L90 134V135L92 136V140L99 141V142L102 141V140H104V139H103V135L105 134V132H104V134H103V132H101ZM111 131H112V129H111ZM154 131H155V129H154ZM154 131H153V132H154ZM158 131H159V130H158ZM192 131H193V130H192ZM196 131H197V130H196ZM70 132H71V131H70ZM89 132H90V131H89ZM122 132H123V131H122ZM133 132H136V131H133V130H132V133H133ZM141 132H143V131H141ZM144 132H146V131H144ZM148 132H149V131H148ZM156 132H157V131H156ZM183 132H184V131H183ZM190 132H191V130H190ZM193 132H195V131H193ZM199 132H200V131H199ZM209 132H210V131H209ZM231 132H230V134H231ZM3 133H4V132H3ZM39 133H40V130H39ZM39 133H38V135H39ZM41 133H42V132H41ZM57 133H58V132H57ZM110 133H111V132H110ZM113 133H114V132H113ZM125 133H126V132H125ZM127 133H128V132H127ZM150 133H151V135H152V132H150ZM184 133H185V132H184ZM186 133H187V132H186ZM205 133H207V132H205ZM223 133H224V132H223ZM45 134H46V133H45ZM45 134H44V135H45ZM63 134H64V133H63ZM71 134H72V132H71ZM115 134H117V133H115ZM120 134H121V133H120ZM123 134H124V133H123ZM139 134H140V133L138 132L137 135H139ZM145 134H146V133H145ZM145 134H144L143 136H145ZM156 134H157V133H156ZM170 134H171V133H170ZM187 134H188V133H187ZM194 134H196V132H195ZM203 134H204V133H203ZM203 134H202V135H203ZM228 134H229V132H228ZM16 135H17V133H16ZM38 135H36L35 137H37ZM130 135H131V134H130ZM134 135H136V134H134ZM137 135H136V136H137ZM153 135H154V134H153ZM171 135H172V134H171ZM171 135H170V136H171ZM183 135H184V134H183ZM207 135H208V134H207ZM11 136H12V135H11ZM57 136H58V135H57ZM59 136H60V135H59ZM65 136H66V135H65ZM85 136H86V135H85ZM118 136H119V135H118ZM118 136H116V137H118ZM124 136H125V135H124ZM141 136H142V134H141ZM156 136H157V135H156ZM193 136H194V135H193ZM193 136H192V137H193ZM208 136H209V135H208ZM213 136H214V135H213ZM221 136H222V135H221ZM233 136H234V135H233ZM233 136H232V137H233ZM25 137H26V136H24V138H25ZM28 137H29V136H28ZM38 137H39V136H38ZM40 137H42V136H40ZM47 137H48V136H47ZM55 137H56V136H55ZM83 137H84V136H83ZM101 137H102V138H101ZM107 137H108V135H107ZM107 137H106V140H107ZM209 137H210V136H209ZM214 137H215V136H214ZM230 137H231V136H230ZM232 137H231V138H232ZM0 138H1V137H0ZM8 138H9V137H8ZM12 138H13V137H12ZM20 138H21V136H20ZM33 138H34V137H33ZM43 138H44V137H43ZM63 138H64V137H63ZM81 138H82V137H81ZM85 138H86V137H85ZM89 138H90V137H89ZM131 138H133V137H131ZM171 138H172V137H171ZM180 138H181V137H180ZM180 138H179V139H180ZM183 138H184V137H182V140H183ZM199 138H200V137H199ZM204 138L208 140V137H207V138L204 137ZM210 138H211V137H210ZM210 138H209V139H210ZM216 138H217V137H216ZM228 138H229V137H228ZM36 139H37V138H36ZM46 139H47V138H46ZM60 139H61V138H60ZM116 139H117V138H116ZM121 139H122V138H120V140H121ZM147 139H148V138H147ZM147 139H146V140H147ZM150 139H151V138H150ZM196 139H197V137H196ZM202 139H203V136H202ZM218 139H219V137H218ZM224 139H225V136H224ZM7 140H8V139H7ZM9 140H10V139H9ZM14 140H15V139H14ZM19 140H20V139H19ZM37 140H40V139L38 138ZM37 140H35V141H37ZM42 140H43V139H42ZM56 140H57V139H56ZM66 140H67V139H66ZM120 140H119V141H120ZM148 140H149V139H148ZM151 140H153V138H152ZM155 140H156V139H155ZM173 140H174V139H173ZM182 140H181V141H182ZM193 140H195V139H193ZM197 140H198V139H197ZM200 140H201V139H200ZM210 140H211V139H210ZM35 141H34V143H35ZM60 141H61V140H60ZM62 141H65V139H64V140L62 139ZM62 141H61V144L63 143ZM115 141H117V140H115ZM115 141H114V143H115ZM119 141H118V143H119ZM144 141H145V140H144ZM177 141H178V138H177ZM177 141H176V142H177ZM216 141H217V140H216ZM216 141H215V142H216ZM220 141H221V140H220ZM4 142H5V141H4ZM18 142H19V141H17V143H18ZM40 142H41V141H40ZM57 142H58V141H57ZM102 142H103V141H102ZM108 142H109V140H108ZM178 142H179V141H178ZM178 142H177V144H178ZM183 142H185V141H182V143H183ZM201 142H202V141H201ZM208 142H209V141H208ZM2 143H3V142H2ZM23 143H24V142H23ZM66 143H67V142H66ZM66 143H65V144H66ZM83 143H84V142H83ZM118 143L116 142L117 146L119 147ZM131 143H132V142H131ZM133 143H134V142H133ZM137 143H138V142H137ZM150 143H151V142H150ZM190 143H191V142H190V140H189V144H190ZM196 143H197V142H196ZM198 143H199V142H198ZM210 143H212V142H210ZM213 143H214V141H213ZM217 143H218V144L220 143L219 140H218ZM6 144H7V143H6ZM15 144H16V143H15ZM19 144H20V142H19ZM30 144H31V143H30ZM42 144H43V143H42ZM42 144H39V145H42ZM63 144H64V143H63ZM63 144H62V145H63ZM122 144H123V143H122ZM174 144H175V143H174ZM193 144H194V143H193ZM201 144H202V143H201ZM201 144H200V145H201ZM221 144H222V143H220V145H221ZM225 144H226V143H225ZM0 145H1V144H0ZM4 145H5V144H4ZM23 145H28V144H25V143H24ZM36 145H37V144H36ZM36 145H34V148H35ZM39 145H38V146H39ZM43 145L45 146V144H43ZM85 145H86V144H85ZM129 145H131V144L129 143ZM129 145H128V146H129ZM137 145H138V144H137ZM146 145H147V144H146ZM154 145H155V144H154ZM175 145H176V144H175ZM181 145H182V144H181ZM184 145H185V144H184ZM195 145H196V144H195ZM198 145H199V144H198ZM198 145H197V146H198ZM203 145H204V144H203ZM205 145H206V144H205ZM215 145H216V143H215ZM215 145H214V146H215ZM220 145H219V147H220ZM32 146H33V145H32ZM32 146H31V147H32ZM131 146H132V145H131ZM138 146H139V145H138ZM152 146H153V145H152ZM190 146H191V145H190ZM190 146H189V147H190ZM193 146H194V145H193ZM193 146H191V147H193ZM206 146H207V145H206ZM206 146H205V147H206ZM209 146H210V145L208 144V147H209ZM212 146H213V145H212ZM16 147H17V146H16ZM23 147H25V146H22V148H23ZM31 147H28V148H31ZM65 147H68V146H65ZM120 147H121V145H120ZM126 147H127V146H126ZM126 147H125V148H126ZM155 147H157V146H155ZM182 147H183V146H182ZM185 147H186V146H185ZM208 147H207V148H208ZM215 147H216V146H215ZM215 147H214V148H215ZM219 147H218V148H219ZM224 147H225V145H224ZM1 148H2V146L0 147V150H1ZM25 148H26V147H25ZM38 148H39V147H38ZM62 148H64V147H62ZM70 148H71V147H70ZM116 148H117V147H116ZM122 148H123V147H121V149H122ZM125 148H124V149H125ZM127 148H128V147H127ZM153 148H154V146H153ZM159 148H160V147H159ZM187 148H188V147H187ZM193 148H194V147H193ZM209 148H210V147H209ZM222 148H223V146H222ZM14 149H15V148H14ZM16 149H17V148H16ZM31 149H32V148H31ZM43 149H44V148H43ZM77 149H78V148H77ZM97 149H98V148H97ZM112 149L114 150V148H112ZM124 149H123V150H124ZM128 149H129V148H128ZM133 149L135 150V148H133ZM155 149H156V148H155ZM178 149H179V148H178ZM203 149H204V148H203ZM220 149H221V148H220ZM223 149H224V148H223ZM12 150H13V149H12ZM21 150H22V149H21ZM25 150H27V149H25ZM46 150H47V149H46ZM81 150H82V149H81ZM126 150H127V149H126ZM179 150H182L181 147H180ZM186 150H187V149H185V153L187 152ZM188 150H189V149H188ZM195 150H196V149H195ZM210 150H211V148H210ZM212 150H213V149H212ZM15 151H17V150H15ZM23 151H24V150H22L21 153H22V154H23V153L25 154V151H24V152H23ZM34 151H35V150H34ZM38 151H39V149H38ZM38 151H37V152H38ZM44 151H45V150H44ZM44 151H43V152H44ZM47 151H48V150H47ZM87 151H88V149H87ZM114 151H115V150H114ZM116 151H117V149H116ZM118 151H119V150H118ZM118 151H117L116 153H118ZM121 151H122V150H121ZM121 151H119V152H121ZM141 151H142V149H141ZM141 151H140V152H141ZM183 151H184V149H183ZM201 151H202V149H201ZM215 151H216V155H217V150H215ZM226 151H227V150H226ZM8 152H9V151H8ZM8 152H7V153H8ZM12 152H13V151H12ZM57 152H58V151H57ZM64 152H66V151H64ZM138 152H139V150H138ZM143 152H144V151H143ZM159 152H161V151H159ZM188 152H190V151H188ZM193 152H194V151H191V154H192ZM198 152H200V150H199ZM198 152H197V154H198ZM211 152H212V151H211ZM16 153H17V152H16ZM16 153H15V154H16ZM19 153H20V152H19ZM19 153H18V154H19ZM28 153H29V152H28ZM32 153H33V152H32ZM32 153H31V154L29 153V155H33ZM39 153H40V151H39ZM47 153L51 154V151H49V152H47ZM47 153H46V154H47ZM135 153H137V152H135ZM201 153H202V152H201ZM203 153H204V152H203ZM208 153H209V152H208ZM208 153H207V154H208ZM212 153H213V152H212ZM4 154H5V153H4ZM18 154H17V155H18ZM24 154H23V156H24ZM26 154H27V153H26ZM26 154H25V155H26ZM49 154H48V156H49ZM53 154H54V153H53ZM62 154H63V153H62ZM122 154H124V152H123ZM161 154H162V153H161ZM186 154H188V153H186ZM199 154H200V153H199ZM222 154H223V153H222ZM222 154H221V155H222ZM7 155H8V154H5V156H7ZM17 155H16V156H17ZM34 155H35V154H34ZM39 155H40V154H39ZM44 155H45V154H44ZM63 155H64V154H63ZM118 155H121V153H119ZM134 155H135V154H134ZM155 155H156V154H155ZM193 155H194V154H193ZM225 155H226V154H225ZM1 156H2V155H1ZM9 156H10V155H9ZM14 156H15V155H14ZM16 156H15V157H16ZM27 156H28V154H27ZM56 156H57V155H56ZM56 156H54V157H56ZM132 156H133V155H132ZM183 156H185V155L183 154L182 157H183ZM190 156H191V155H190ZM194 156H195V155H194ZM194 156H193V158H194ZM200 156H201V154H200ZM206 156H207V155H206ZM2 157H4V156H2ZM19 157H20V156H19ZM19 157H18V159H19ZM21 157H22V156H21ZM21 157H20V158H21ZM31 157H32V156H31ZM36 157H37V155H36ZM39 157H40V156H39ZM39 157H38V158H39ZM44 157H45V156H44ZM46 157H47V156H46ZM46 157H45V159H47ZM49 157H51V156H49ZM87 157H88V155H87ZM107 157H108V156H107ZM136 157H137V156H136ZM138 157H139V156H138ZM162 157H163V156H162ZM185 157H187V156H185ZM185 157H183V159H184ZM191 157H192V156H191ZM202 157H203V156H202ZM224 157H225V156H224ZM9 158H10V157H9ZM11 158H12V157H11ZM24 158H27V157L25 156ZM51 158H52V157H51ZM85 158H86V157H85ZM157 158H158V157H157ZM212 158H213V157H212ZM212 158H211V159H212ZM219 158H220V157H219ZM15 159H16V158H15ZM18 159H17V161H18ZM28 159H29V158H28ZM31 159H32V158H31ZM34 159L36 160V158H34ZM155 159H156V157H155ZM155 159H154V160H155ZM158 159H159V158H158ZM185 159H186V158H185ZM185 159H184V160H185ZM195 159H196V158H195ZM197 159H198V158H197ZM207 159H208V158H207ZM214 159H215V158H214ZM216 159H217V158H216ZM216 159H215V160H216ZM5 160H6V159H5ZM8 160H9V159H8ZM11 160H12V159H11ZM19 160H20V159H19ZM29 160H30V159H29ZM32 160H33V159H32ZM74 160H75V159H74ZM147 160H148V159H147ZM160 160H161V159H160ZM193 160H194V159H193ZM204 160H205V159H204ZM218 160H219V159H218ZM3 161H4V160H3ZM6 161H7V160H6ZM14 161H15V160L13 159L12 162L14 163ZM20 161H21L20 164H22V161H24V160H20ZM20 161H19V162H20ZM40 161H41V160H39V162H40ZM45 161H46V160H45ZM186 161H187V160H186ZM209 161H210V160H209ZM211 161H213V159H212ZM220 161H221V160H220ZM8 162H9V161H8ZM145 162H146V161H145ZM153 162H154V161H153ZM162 162H164V160H162ZM188 162H189V161H188ZM190 162H191V161H190ZM206 162H208V160H207ZM9 163H10V162H9ZM27 163H28V162H27ZM27 163H26V164H27ZM36 163H37V162H36ZM40 163H42V162H40ZM40 163H39V164H40ZM196 163H197V162H196ZM216 163H218V162H216ZM14 164H15V163H14ZM23 164H24V163H23ZM42 164H43V163H42ZM46 164H47V163H46ZM136 164H137V163H136ZM142 164H143V163H142ZM154 164H155V163H154ZM164 164H165V162H164ZM186 164H187V163H186ZM201 164H202V163H201ZM201 164H200V165H201ZM204 164H207V163L204 162ZM211 164H213V163L211 162ZM211 164H210V165H211ZM15 165H16V164H15ZM43 165H44V164H43ZM165 165H166V164H165ZM179 165H180V164H179ZM190 165H191V164H190ZM190 165H189V166H190ZM193 165H196V164H193ZM210 165H209V166H210ZM219 165H220V164H219ZM10 166H11V164H10ZM12 166H13V165H12ZM27 166H28V165H27ZM44 166H45V165H44ZM183 166H184V165H183ZM186 166H187V165H186ZM197 166L199 167V164H198ZM203 166H204V165H203ZM205 166H206V165H205ZM212 166H213V165H212ZM216 166H217V165H216ZM216 166H214V167H216ZM21 167H22V165H21ZM30 167H31V166H30ZM54 167H55V166H54ZM116 167H117V166H116ZM154 167H155V166H154ZM157 167H158V166H157ZM180 167H181V166H180ZM184 167H185V166H184ZM200 167H201V166H200ZM24 168H25V166H24ZM35 168H36V166H35ZM43 168H44V167H43ZM70 168H71V167H70ZM77 168H78V167H77ZM182 168H183V167H181L180 170H182ZM191 168H192V167H191ZM194 168H195V166H194ZM205 168H207V167H205ZM19 169H20V168H19ZM31 169H32V168H31ZM38 169H39V168H38ZM59 169L61 170V168L58 167V170H59ZM169 169H170V168H169ZM174 169H175V168H174ZM187 169H188V168H187ZM209 169H210V168H209ZM215 169H216V168H215ZM23 170H24V169H23ZM25 170H26V171H24V172H27V171H28V168L25 169ZM34 170H37V169H34ZM41 170H42V168H41ZM48 170H49V169H48ZM62 170H64V169H62ZM65 170L67 171L66 168H65ZM161 170H163V169H161ZM164 170L167 171L168 169L165 168ZM171 170H172V169H171ZM202 170H204V169H202ZM205 170H206V169H205ZM216 170H217V169H216ZM0 171H1V169H0ZM21 171H22V169H21ZM38 171H39V170H38ZM49 171H50V170H49ZM52 171H54V170H52ZM119 171H120V170H119ZM168 171H170V170H168ZM182 171H183V170H182ZM184 171H185V170H184ZM193 171H194V170H193ZM208 171H209V170H208ZM9 172H10V171H9ZM33 172H34V171H33ZM43 172H44V171H43ZM69 172H70V171H69ZM71 172H72V171H71ZM94 172H95V171H94ZM96 172H97V171H96ZM147 172H148V171H147ZM155 172H156V171H155ZM189 172H190V171H189ZM0 173H2V172H0ZM15 173H16V172H15ZM60 173H61V172H60ZM67 173H68V172H67ZM78 173H79V172H78ZM92 173H93V172H92ZM114 173H115V172H114ZM114 173H113V174H114ZM156 173H157V172H156ZM159 173H160V172H158V174H159ZM175 173H177V172H175ZM180 173H181V172H180ZM180 173H179V174H180ZM192 173H193V172H192ZM194 173H195V171H194ZM213 173H214V172H213ZM7 174H8V173H7ZM19 174H20V173H19ZM54 174H55V173H54ZM63 174H65V172H64ZM63 174H62V175H63ZM82 174H84V173H82ZM128 174H129V173H128ZM149 174H150V173H149ZM167 174H168V173H167ZM170 174H171V173H170ZM177 174H178V173H177ZM179 174H178V176H179ZM189 174H190V173H189ZM208 174H209V176H210V173H208ZM216 174H217V173H216ZM1 175H2V174H1ZM9 175H10V174H9ZM46 175H47V174H46ZM68 175H69V174H68ZM73 175H74V174H73ZM91 175H92V174H91ZM98 175H99V174H98ZM98 175H97L96 177H98ZM136 175H137V174H136ZM168 175H169V174H168ZM183 175H185V174H183ZM196 175H197V173H196ZM198 175H199V174H198ZM212 175H213V174H212ZM21 176H23V175H21ZM35 176L37 177V175H35ZM59 176H60V174H59ZM69 176H70V175H69ZM99 176H100V175H99ZM128 176H129V175H128ZM152 176H153V172H152ZM156 176H157V175H156ZM159 176H160V175H159ZM163 176H164V175H163ZM172 176H173V175H172ZM186 176H187V175H186ZM191 176H192V175H191ZM199 176H200V175H199ZM203 176H204V175H203ZM206 176H207V175H206ZM206 176H205V177H206ZM0 177H1V176H0ZM46 177H48V176H46ZM55 177H56V176H55ZM87 177H88V176H87ZM92 177H93V176H92ZM139 177H140V175H139ZM180 177H181V176H180ZM183 177H185V176H183ZM187 177H188V176H187ZM205 177H203L204 180H205ZM20 178H21V177H20ZM40 178H41V177H40ZM57 178H58V177H57ZM66 178H67V177H66ZM83 178H84V177H83ZM83 178H82V179H83ZM94 178H95V177H94ZM100 178H101V176H100ZM104 178H106V177L104 176ZM142 178H143V177H142ZM162 178H163V177H162ZM209 178H210V177H209ZM211 178H213V177H211ZM160 179H161V178H160ZM164 179H165V178H164ZM168 179H169V178H168ZM184 179H186V178H184ZM184 179H183V180H184ZM193 179H194V178H193ZM21 180H22V179H21ZM31 180H32V179H31ZM63 180H64V179H63ZM87 180H89V179H87ZM121 180H122V179H121ZM138 180H139V179H138ZM140 180H141V179H140ZM155 180H156V177H155ZM155 180H154V181H155ZM157 180H158V179H157ZM157 180H156V181H157ZM179 180H181V178H180ZM187 180H189V181H187V182H190V181H191L190 179H187ZM197 180L201 181L200 179H197ZM197 180H196V181H197ZM214 180H215V179H213L212 181H214ZM71 181H72V180H71ZM89 181H90V180H89ZM108 181H109V180H108ZM123 181H124V180H123ZM146 181H147V180H146ZM193 181H195V180H193ZM205 181H206V180H205ZM210 181H211V180H210ZM210 181H209V182H210ZM215 181H216V180H215ZM11 182H12V181H11ZM30 182H31V181H30ZM61 182H62V180H61ZM63 182H64V181H63ZM72 182H73V181H72ZM106 182H107V181H106ZM120 182H121V181H120ZM134 182H135V181H134ZM137 182H138V181H137ZM159 182H160V181H159ZM191 182H192V181H191ZM70 183H71V182H70ZM73 183H74V182H73ZM76 183H77V182H76ZM87 183H88V181H87ZM152 183H153V182H152ZM196 183H197V182H196ZM198 183H200V182H198ZM201 183H202V181H201ZM213 183H215V182H212L211 184H213ZM35 184H36V183H35ZM88 184H89V183H88ZM117 184H119V182H117ZM153 184H154V183H153ZM187 184H189V183H187ZM190 184H191V183H190ZM6 185H7V184H6ZM17 185H18V184H17ZM27 185H28V184H27ZM55 185H56V184H55ZM84 185H85V183H84ZM101 185H102V184H101ZM119 185H120V184H119ZM121 185H122V184H121ZM155 185H156V184H155ZM191 185H192V184H191ZM8 186H9V185H8ZM43 186H44V185H43ZM71 186H72V185H71ZM129 186H130V185H129ZM134 186H135V185H134ZM188 186H190V185H188ZM200 186H202V185L200 184ZM209 186H210V185H209ZM37 187H38V186H37ZM53 187H54V185H53ZM137 187H138V186H137ZM141 187H142V186H141ZM159 187H161V186H159ZM166 187H167V186H166ZM178 187H179V186H178ZM181 187H182V185H181ZM184 187H185V186H184ZM190 187H191V186H190ZM190 187H189V188H190ZM212 187H213V185H212ZM55 188H56V186H55ZM63 188H64V187H63ZM112 188H113V187H112ZM124 188H126V186H125ZM139 188H140V187H139ZM171 188H172V187H171ZM194 188H195V186H194ZM197 188H198V186H197ZM34 189H35V188H34ZM84 189H85V188H84ZM120 189H121V188H120ZM120 189H119V190H120ZM122 189H123V187H122ZM145 189H146V188H145ZM149 189H150V188H149ZM173 189H174V188H173ZM178 189L181 191L182 188H181V189L178 188ZM198 189H199V188H198ZM59 190H60V189H59ZM69 190H70V189H69ZM71 190H72V189H71ZM114 190H115V189H114ZM135 190H136V189H135ZM138 190H139V189H138ZM146 190H147V189H146ZM155 190H156V189H155ZM191 190H192V189H190V191H191ZM194 190H195V189H194ZM11 191H12V190H11ZM51 191H52V190H51ZM78 191H79V190H78ZM78 191H77V192H78ZM112 191H113V190H112ZM123 191H124V190H123ZM126 191H127V190H126ZM128 191H129V190H128ZM139 191H140V190H139ZM49 192H50V191H49ZM72 192H73V191H72ZM75 192H76V191H75ZM124 192H125V191H124ZM131 192H132V191H131ZM136 192H137V190H136ZM146 192H147V191H146ZM162 192H164V189H163ZM162 192H161V193H162ZM170 192H173V191H170ZM29 193H30V192H29ZM52 193H53V192H52ZM61 193H62V192H61ZM118 193H119V192H118ZM126 193H127V192H126ZM152 193H153V192H152ZM175 193H176V192H175ZM175 193H174V194H175ZM188 193H189V192H188ZM27 194H28V193H27ZM30 194H31V193H30ZM69 194H70V193H69ZM73 194H74V193H73ZM78 194H79V193H78ZM78 194H77V195H78ZM113 194H114V193H113ZM116 194H117V193H116ZM116 194H115V195H116ZM144 194H145V193H144ZM146 194H147V193H146ZM170 194H171V193H170ZM176 194H177V193H176ZM194 194H195V193H194ZM9 195H10V193H9ZM13 195H14V194H13ZM15 195H16V194H15ZM61 195H62V194H61ZM79 195H80V194H79ZM120 195H121V194H120ZM120 195H119V196H120ZM131 195H132V193H131ZM131 195H129V196H131ZM160 195H161V194H160ZM178 195H179V194H178ZM189 195H190V194H189ZM191 195H192V194H191ZM25 196H26V195H25ZM67 196H68V195H67ZM119 196H118V197H119ZM129 196H127V197H129ZM133 196H134V195H133ZM139 196H140V195H139ZM139 196H138V197H139ZM149 196H150V195H149ZM152 196H153V195H152ZM167 196L169 197V194H168ZM180 196H181V195H180ZM63 197H64V196H63ZM70 197H71V196H70ZM76 197H77V196H76ZM131 197H132V196H131ZM161 197H162V195H161ZM170 197H172V196H170ZM177 197H178V196H177ZM27 198H28V197H27ZM65 198H66V196H65ZM156 198H158V197H156ZM162 198H163V197H162ZM174 198H175V197H174ZM187 198H188V197H187ZM32 199H33V198H32ZM32 199H31V200H32ZM78 199H79V198H78ZM116 199H117V198H116ZM118 199H119V198H118ZM136 199H137V198H136ZM147 199H148V197H147ZM147 199H146V200H147ZM15 200H16V199H15ZM31 200H30V202H31ZM42 200H43V199H42ZM67 200H68V197H67V199H66L65 201H67ZM128 200H129V199H128ZM153 200H154V199H152V201H153ZM161 200H162V199H161ZM161 200H160L159 202H161ZM166 200H167V199H166ZM176 200H178V199L176 198ZM186 200H187V199H186ZM22 201H23V200H22ZM69 201H70V198H69ZM155 201H156V200H155ZM30 202H29V203H30ZM43 202H44V201H43ZM138 202H141V201H138ZM143 202H144V201H143ZM147 202H148V201H146V203H147ZM50 203H51V202H50ZM136 203H137V202H136ZM153 203H154V202H153ZM164 203H165V202H164ZM184 203H185V201H184ZM184 203H183V204H184ZM144 204H145V203H144ZM154 204H155V203H154ZM161 204H162V203H161ZM161 204H160V205H161ZM28 205H29V204H28ZM56 205H57V204H56ZM69 205H70V204H69ZM147 205H148V204H147ZM166 205H168V204H166ZM26 206H27V205H26ZM44 206H45V205H44ZM57 206H58V205H57ZM59 206H60V204H59ZM74 206H76V205H74ZM135 206H136V205H135ZM137 206H138V205H137ZM144 206H145V205H144ZM163 206L165 207L164 204H163ZM173 206H175V205L173 204L172 207H173ZM30 207H31V205H30ZM63 207H64V206H63ZM138 207H139V206H138ZM158 207H159V206H158ZM161 207H162V205H161ZM177 207H178V206H177ZM24 208H26V207H24ZM56 208H57V207H56ZM66 208H67V207H66ZM136 208H137V207H136ZM148 208H149V207H148ZM150 208H151V207H150ZM150 208H149V209H150ZM159 208H160V207H159ZM167 208H168V206H167ZM50 209H51V208H50ZM59 209H60V208H59ZM63 209H64V208H63ZM75 209H76V208H75ZM131 209H132V208H131ZM131 209H130V210H131ZM143 209H144V208H143ZM154 209H155V207H154ZM177 209H178V208H177ZM179 209H180V208H179ZM181 209H182V208H181ZM80 210H81V209H80ZM82 210H83V209H82ZM82 210H81V212H83ZM136 210H137V209H136ZM164 210H165V209H164ZM168 210L170 211V209H168ZM171 210H172V209H171ZM23 211H24V210H23ZM28 211H29V210H28ZM33 211H35V210H33ZM148 211H150V210H148ZM169 211H168V212H169ZM177 211H178V210H177ZM177 211H176V213H177ZM179 211H180V210H179ZM66 212H67V211H65V213H66ZM68 212H69V211H68ZM161 212H162V211H161ZM171 212H172V211H171ZM52 213H53V212H52ZM65 213H64V214H65ZM77 213H79V212H77ZM132 213H133V212H132ZM141 213H142V212H141ZM141 213H139V214H141ZM146 213H147V212H146ZM162 213H163V212H162ZM178 213H179V212H178ZM2 214H3V213H2ZM62 214H63V213H62ZM72 214H73V213H72ZM81 214H82V213H81ZM159 214H160V213H159ZM167 214H168V213H167ZM169 214H170V213H169ZM171 214H174V213L172 212ZM46 215H49V214H46ZM70 215H71V214H70ZM131 215H132V214H131ZM145 215H146V214H145ZM157 215H158V214H157ZM25 216H26V215H25ZM28 216H30L29 213H28ZM31 216H32V215H31ZM39 216H40V214H39ZM57 216H58V215H57ZM59 216H60V215H59ZM118 216H119V215H118ZM136 216H138V214H137ZM155 216H156V215H155ZM162 216H163V215H162ZM22 217H23V216H22ZM22 217H20V218H22ZM26 217H27V216H26ZM26 217H24V218H26ZM152 217H153V216H151V218H152ZM157 217H158V216H157ZM17 218H19V217H17ZM29 218H30V217H29ZM32 218H33V217H32ZM140 218H142V217H140ZM146 218H147V217H146ZM151 218H150V219L148 218V220L151 221ZM155 218H156V217H155ZM13 219H14V218H13ZM49 219H50V217H49ZM113 219H114V218H113ZM113 219H111V220H113ZM137 219H138V218H137ZM152 219H153V218H152ZM156 219H157V218H156ZM1 220H2V219H1ZM40 220H42V219H40ZM73 220H74V219H73ZM73 220H72V221H73ZM140 220H141V219H140ZM153 220H154V219H153ZM3 221H4V219H3ZM14 221H15V220H14ZM24 221H25V220H24ZM32 221H33V220H32ZM70 221H71V218H70ZM106 221H107V220H106ZM106 221H105V222H106ZM109 221H110V220H109ZM131 221H132V220H131ZM143 221H144V220H143ZM145 221H147V220H145ZM157 221H159V220H157ZM20 222H21V221H20ZM42 222H43V221H42ZM97 222H98V221H97ZM97 222H96V223H97ZM110 222H111V221H110ZM141 222H142V220H141ZM151 222H152V221H151ZM11 223H12V222H11ZM11 223H10V224H11ZM17 223H18V222H17ZM22 223H24V222H22ZM43 223H44V222H43ZM159 223H160V222H159ZM159 223H158V224H159ZM0 224H1V223H0ZM5 224H6V223H5ZM8 224H9V223H8ZM73 224H74V223H73ZM93 224H95V223H93ZM93 224H92V225H93ZM148 224H149V222H148ZM20 225H21V224H20ZM40 225H41V224H40ZM75 225H79V223H78V224H75ZM92 225H91L90 228H93ZM95 225H98V224H95ZM103 225H104V224H103ZM125 225H126V224H125ZM4 226H5V225H4ZM41 226H43V225H41ZM47 226L49 227V225H47ZM47 226H45V227H47ZM93 226H94V225H93ZM100 226H101V225H100ZM156 226H157V225H156ZM165 226H166V225H165ZM22 227H23V226H22ZM50 227H51V226H50ZM84 227H85V226H84ZM98 227H99V226H98ZM102 227H103V226H102ZM126 227H127V226H126ZM146 227L148 228L149 226L147 225ZM160 227H161V226H160ZM162 227H163V226H162ZM2 228H3V227H2ZM2 228H1V229H2ZM20 228H21V227H20ZM20 228H19V229H20ZM30 228H31V227H30ZM51 228H52V227H51ZM55 228H56V227H55ZM60 228H61V227H60ZM104 228H105V226H104ZM107 228H108V227H107ZM129 228H131V227H129ZM156 228H157V227H156ZM1 229H0V230H1ZM3 229H4V228H3ZM16 229H17V228H16ZM31 229H32V228H31ZM36 229H37V228H36ZM44 229H45V228H44ZM48 229H49V228H48ZM93 229H94V228H93ZM96 229H97V228H96ZM98 229H99V228H98ZM98 229H97V230H98ZM100 229H101V228H100ZM117 229H118V228H117ZM123 229H124V228H123ZM151 229H153V228H151ZM157 229H158V228H157ZM161 229H162V228H161ZM175 229H176V228H175ZM53 230L55 231L56 229H53ZM162 230H163V229H162ZM165 230H166V229H165ZM28 231H29V230H28ZM30 231H31V230H30ZM45 231H46V230H45ZM47 231H48V230H47ZM88 231H89V230H88ZM91 231H92V230H91ZM91 231H90L89 233H91V234L94 233V232H91ZM99 231H100V230H99ZM104 231H105V230H104ZM129 231H130V230H129ZM152 231H153V230H152ZM169 231H170V230H168V232H169ZM0 232H1V231H0ZM2 232H3V230H2ZM101 232H102V231H101ZM112 232H113V231H112ZM50 233H53V232H50ZM95 233L98 234V232H95ZM108 233H109V232H108ZM114 233H115V232H114ZM149 233H151V232L149 231ZM153 233H154V232H153ZM159 233H161V232H159ZM164 233H165V232H164ZM164 233H163V234H164ZM2 234H3V233H2ZM18 234H19V231H18ZM96 234H93V237H94ZM119 234H120V233H119ZM168 234H169V233H168ZM168 234H167V235H168ZM25 235H26V233H25ZM43 235H45V234H43ZM110 235H111V234H110ZM115 235H116V233H115ZM129 235H130V234H129ZM156 235H157V234H156ZM156 235H155V236H156ZM159 235H160V234H159ZM159 235H157V236H159ZM164 235H165V234H164ZM16 236H17V234H16ZM155 236H154V238H155ZM157 236H156V237H157ZM0 237H1V236H0ZM18 237H19V236H18ZM56 237H57V235H56ZM105 237H106V236H105ZM122 237H123V236H122ZM125 237H126V236H125ZM150 237H151V236H150ZM150 237H149V239L152 241V238H150ZM164 237H165V236H164ZM1 238H2V237H1ZM45 238H46V237H45ZM108 238H109V237H108ZM16 239H17V238H16ZM20 239H21V238H20ZM46 239H47V238H46ZM101 239H102V238H101ZM105 239H106V238H104V242H105ZM117 239H118V238H117ZM127 239H128V237L126 238V240H127ZM155 239H156V238H155ZM37 240H39V239H37ZM44 240H45V239H44ZM19 241H21V240H19ZM107 241H108V239H107ZM115 241H116V240H115ZM124 241H125V239H124ZM139 241H140V239H139ZM22 242H24V241H22ZM28 242H29V241H28ZM41 242H42V241H41ZM41 242H40L39 244H41ZM45 242H46V241H45ZM50 242H51V241H50ZM55 242H57V241H55ZM37 243H38V242H37ZM109 243H110V240H109ZM138 243H139V242H138ZM144 243H146V242L144 241ZM99 244H101V243L99 242L98 245H99ZM105 244H106V242H105ZM148 244H149V243H148ZM30 245H31V244H30ZM57 245H58V244H57ZM121 245H122V244H121ZM142 245H143V244H142ZM51 246H52V245H51ZM53 246H54V245H53ZM38 247H39V245H38ZM38 247H37V248H38ZM96 247H97V246H96ZM99 247H102V246L99 245ZM103 247H104V245H103ZM107 247H108V245H107ZM39 248H40V247H39ZM104 248H105V247H104ZM111 248H112V247H111ZM111 248H110V249H111ZM116 248H117V247H116ZM18 249H19V248H18ZM27 249H29V248H27ZM35 249H36V247H35ZM51 249H53V248H51ZM56 249H57V251L59 250V248H56ZM110 249H109V250H110ZM126 249H127V248H126ZM7 250H8V249H7ZM41 250H42V249H41ZM64 250H65V249H64ZM101 250H102V249H101ZM123 250H124V249H123ZM18 251H19V250H18ZM36 251H37V250H36ZM39 251H40V249H39ZM57 251H56V253H57ZM94 251H95V250H94ZM98 251H99V250H98ZM104 251H106V250H104ZM107 251H108V249H107ZM117 251H119V250H117ZM4 252H5V251H4ZM19 252H20V251H19ZM59 252H60V251H59ZM59 252H58V253H59ZM65 252H66V251H65ZM109 252H111V251H109ZM119 252H120V251H119ZM121 252H122V251H121ZM35 253H36V252H35ZM35 253H34V254H35ZM41 253H43V252H41ZM44 253H45V252H44ZM62 253H63V252H61V255H60V254H59V255H60V256H63ZM101 253H103V252L101 251ZM101 253H100V254H101ZM24 254H25V253H24ZM48 255H50V254H48ZM48 255H47V256H48ZM59 255H58V256H59ZM103 255H104V256H103ZM103 255H101V256L105 257V254H104V253H103ZM43 256H44V254L42 255V257H43ZM51 256H52V255H51ZM64 256H65V255H64ZM64 256H63V257H64ZM68 256H69V255H68ZM68 256H67V257H68ZM91 256H92V255H91ZM110 256L112 257V254H111ZM110 256H109V257H110ZM122 256H123V255H121V257H122ZM56 257H57V256H56ZM107 257H108V254H107ZM117 257H119V256H117ZM121 257H120V258H121ZM45 258H46V257H45ZM48 258H49V257H48ZM51 258H52V257H51ZM91 258L94 259L93 256H92ZM99 258H101V257H99ZM115 258H116V257H115ZM122 258H123V257H122ZM262 258H263V260H264V251H263ZM41 259H42V258H41ZM53 259H54V258H53ZM64 259H65V258H64ZM103 259H104V258H103ZM108 259H111V258H108ZM112 259H113V258H112ZM62 260H63V259H62ZM67 260H68V259H67ZM101 260H102V259H101ZM38 261L40 262V260H38ZM45 261H46V260H45ZM103 261H104V260H103ZM108 261H109V260H108ZM121 261H122V260H121ZM51 262H52V261H51ZM76 262H77V260H76ZM37 263H38V262H37ZM81 263H82V262H81ZM81 263H80V264H81ZM94 263H95V262H94ZM109 263H110V262H109ZM15 264H16V263H15ZM46 264H47V263H46ZM59 264H60V263H59ZM98 264H99V262H98ZM106 264H107V263H106ZM119 264H120V263H119ZM121 264H122V263H121Z\"/></svg>",
    "mask_w": 264,
    "mask_h": 264
},
{
    "label": "crops",
    "instance_id": "obj_3",
    "mask_svg": "<svg viewBox=\"0 0 264 264\" xmlns=\"http://www.w3.org/2000/svg\"><path fill=\"white\" fill-rule=\"evenodd\" d=\"M248 0H172L157 27L158 36L181 50H194L211 35L228 34Z\"/></svg>",
    "mask_w": 264,
    "mask_h": 264
},
{
    "label": "built area",
    "instance_id": "obj_4",
    "mask_svg": "<svg viewBox=\"0 0 264 264\" xmlns=\"http://www.w3.org/2000/svg\"><path fill=\"white\" fill-rule=\"evenodd\" d=\"M89 27L86 24H75L72 23L68 27V31L71 35V39L77 46L80 47H93L96 44V40L106 41L103 35L96 34L95 38L90 37ZM107 42V41H106ZM109 54L108 50H103L101 52L102 57H107Z\"/></svg>",
    "mask_w": 264,
    "mask_h": 264
}]
</instances>
